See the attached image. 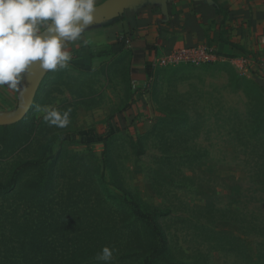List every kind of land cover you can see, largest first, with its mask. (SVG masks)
I'll return each instance as SVG.
<instances>
[{
	"label": "rangeland",
	"instance_id": "rangeland-1",
	"mask_svg": "<svg viewBox=\"0 0 264 264\" xmlns=\"http://www.w3.org/2000/svg\"><path fill=\"white\" fill-rule=\"evenodd\" d=\"M109 1L0 0V121L54 54L0 125V264H264V32L141 85L116 37L85 42L86 71L73 35L46 40Z\"/></svg>",
	"mask_w": 264,
	"mask_h": 264
},
{
	"label": "crops",
	"instance_id": "crops-1",
	"mask_svg": "<svg viewBox=\"0 0 264 264\" xmlns=\"http://www.w3.org/2000/svg\"><path fill=\"white\" fill-rule=\"evenodd\" d=\"M80 31L88 45L120 40L129 56L132 82L142 85L159 70L153 66L155 58L177 49L208 44L217 58L235 49L252 50L258 32H264V0H133L107 24L66 18L59 22L55 39L73 35L74 53ZM53 55L46 53L44 63Z\"/></svg>",
	"mask_w": 264,
	"mask_h": 264
},
{
	"label": "water",
	"instance_id": "water-1",
	"mask_svg": "<svg viewBox=\"0 0 264 264\" xmlns=\"http://www.w3.org/2000/svg\"><path fill=\"white\" fill-rule=\"evenodd\" d=\"M131 1H133V0H111V1H109L103 5H100L98 7H95V8L81 9V10L80 9L79 10L70 9V10H67V13H69L73 17L79 18V19L82 17L96 18L100 15H105V14H109L111 12L120 10L126 4L130 3ZM60 17L61 16H59V18H56L55 20H53L52 23L47 28L46 40H52L55 38L56 31H57L59 22L61 20ZM45 56H46V53L44 51L39 50L37 52L35 59L33 61L29 76H28L27 86H26V96L18 104L16 111H15V114L9 118H6V119L0 121V125H6V124L14 123L22 117V115L24 113V109H25V107L29 101V94L32 91V88H33L35 81L38 79L40 71H41L42 66L44 64Z\"/></svg>",
	"mask_w": 264,
	"mask_h": 264
},
{
	"label": "built area",
	"instance_id": "built-area-1",
	"mask_svg": "<svg viewBox=\"0 0 264 264\" xmlns=\"http://www.w3.org/2000/svg\"><path fill=\"white\" fill-rule=\"evenodd\" d=\"M264 42V38L262 39ZM217 60L214 48L208 44H200L191 48H181L168 54L160 55L153 62L154 67L164 68L177 65L200 66Z\"/></svg>",
	"mask_w": 264,
	"mask_h": 264
},
{
	"label": "trees",
	"instance_id": "trees-1",
	"mask_svg": "<svg viewBox=\"0 0 264 264\" xmlns=\"http://www.w3.org/2000/svg\"><path fill=\"white\" fill-rule=\"evenodd\" d=\"M76 37L80 39V47L73 53L70 63L75 68L86 71L90 69L91 55H90L89 47L82 39L81 31L76 33ZM132 206L136 210V214L140 216V219H144L146 221L149 220L144 214H142V212L138 209V207L134 203L132 204ZM152 229L154 232H157V228L155 225H153Z\"/></svg>",
	"mask_w": 264,
	"mask_h": 264
}]
</instances>
